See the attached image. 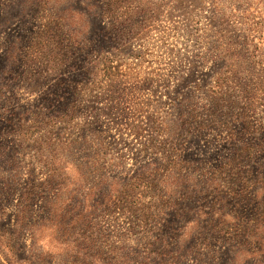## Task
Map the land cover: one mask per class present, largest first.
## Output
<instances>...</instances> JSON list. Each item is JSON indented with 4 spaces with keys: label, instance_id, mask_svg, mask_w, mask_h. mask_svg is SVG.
Instances as JSON below:
<instances>
[{
    "label": "rangeland",
    "instance_id": "rangeland-1",
    "mask_svg": "<svg viewBox=\"0 0 264 264\" xmlns=\"http://www.w3.org/2000/svg\"><path fill=\"white\" fill-rule=\"evenodd\" d=\"M0 264H264V0H0Z\"/></svg>",
    "mask_w": 264,
    "mask_h": 264
}]
</instances>
